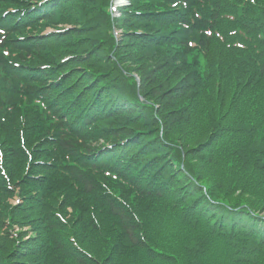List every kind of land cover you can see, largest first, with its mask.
I'll list each match as a JSON object with an SVG mask.
<instances>
[{
    "label": "trees",
    "instance_id": "trees-1",
    "mask_svg": "<svg viewBox=\"0 0 264 264\" xmlns=\"http://www.w3.org/2000/svg\"><path fill=\"white\" fill-rule=\"evenodd\" d=\"M126 1L0 0V264H264V0Z\"/></svg>",
    "mask_w": 264,
    "mask_h": 264
},
{
    "label": "rangeland",
    "instance_id": "rangeland-1",
    "mask_svg": "<svg viewBox=\"0 0 264 264\" xmlns=\"http://www.w3.org/2000/svg\"><path fill=\"white\" fill-rule=\"evenodd\" d=\"M112 2H113V3H112ZM112 2H111V3L113 4L114 7H116V5H127V2H125L124 0H123L122 2L120 1L119 3H118V0H117V1L114 0V1H112ZM109 9H110V7L107 9V11H109ZM117 16H118V15H115V14L113 15V17H117ZM64 27H65V26L58 27V28H64ZM37 30H39V33L41 32V30H43V32H42V34H41V35H43V34H46V32H51V31H53V28H51L50 26H46V27H43V28H42V27H38ZM43 42L46 43V40L44 39ZM6 54H7V51L4 50V51H3V55L6 56ZM43 63H44V62H43ZM44 64H45V63H44ZM45 65H46V64H45ZM9 203H10V204L17 203V200H16V199H14V200H12V199H11V200H8V204H9ZM73 215L77 217L78 214L73 213ZM260 217L264 218V212H263L262 215H260ZM14 231L16 232L17 229H15ZM27 231H28L27 228H24V229H23V232H27ZM20 232H22V231H20ZM258 236H260V235H258ZM84 238H85V239H89V236H88V235H84ZM89 240H90V239H89ZM90 242H91V240H90Z\"/></svg>",
    "mask_w": 264,
    "mask_h": 264
}]
</instances>
